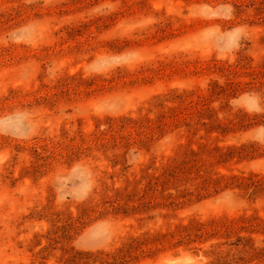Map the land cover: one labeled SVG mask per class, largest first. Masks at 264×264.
<instances>
[{
  "label": "rangeland",
  "instance_id": "374dc122",
  "mask_svg": "<svg viewBox=\"0 0 264 264\" xmlns=\"http://www.w3.org/2000/svg\"><path fill=\"white\" fill-rule=\"evenodd\" d=\"M0 264H264V0H0Z\"/></svg>",
  "mask_w": 264,
  "mask_h": 264
}]
</instances>
